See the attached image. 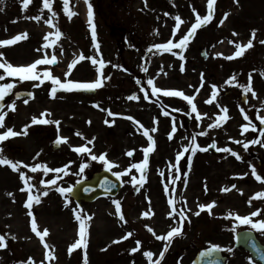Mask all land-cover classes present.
Returning a JSON list of instances; mask_svg holds the SVG:
<instances>
[{
    "label": "rangeland",
    "instance_id": "374dc122",
    "mask_svg": "<svg viewBox=\"0 0 264 264\" xmlns=\"http://www.w3.org/2000/svg\"><path fill=\"white\" fill-rule=\"evenodd\" d=\"M91 3L95 13L94 23L100 53L105 61L111 62L104 69L105 75L110 79L105 80L102 89L97 91L94 98L68 94L64 90L58 91L57 96L53 98L50 95L52 86L50 81L40 87L33 86L40 81H20L21 87L17 89L31 91L34 94V98L27 99V104L21 102V110L23 107L35 108L37 110L35 117H40L45 110L50 111L51 116L46 118L60 120L59 130L52 123L41 129L43 131L56 129L57 136L54 139H57L58 135L69 139L67 143H61L60 151L53 152L46 133L30 139L24 137L14 148L15 151H3V155L13 161L19 160L30 165L45 164L46 157L51 155L49 167L62 168L68 165V171L67 174L60 173L62 179L57 181V185L49 186L48 195L41 196V203H34L32 207V212L37 218L38 230L49 229L45 242L50 247L46 250L40 238L31 230V217L28 216V209L25 207L27 193L20 190L24 185L19 173L8 165H0V234L5 236L7 242V246L0 249V264H26L29 257H32L36 264H40L41 261L43 264H83L85 251L88 264H149L143 254L145 251H152L153 260L157 259L156 248L164 246L165 242L158 240L145 226H150L156 235H164L168 228L177 225V221L167 215L166 199L157 183L164 176L160 177V173L157 176L155 170L162 168V164H169V161L171 164L173 154L180 148L188 147L193 134L200 132L207 133L196 135V141L201 147L215 142L217 136H225L226 147L238 153L241 157L239 160H244L245 165L248 164L251 170L244 171L248 175L241 174L242 182L238 187L241 191L231 192L229 196H224V191L220 190L229 188L228 183L221 186V176H214L209 180L210 186L216 188L208 197H206L208 181L207 191L205 184L203 186L195 184L194 187H185L182 184L176 187L178 191L187 190L185 197L188 198L187 208L191 209L188 213L191 222L185 221V232L180 238L172 241L175 245L167 251V254H170L163 264L179 262L188 264L190 262L188 260L195 255L196 246L201 249L211 244L224 249L223 252L229 256V264H253L248 254L235 248L234 242L235 234L249 227L238 225L233 231L236 222L226 218V214L231 211L243 216L261 209L262 214L253 219H264V198L253 199L249 204V199L255 193L264 192V182L257 181L252 175V167H255L259 174H264V145L257 148L251 144L247 149L243 146L244 143L254 140L247 138L251 132H260L258 114L254 117L253 112L256 106H262L264 98H259L257 93L255 97L251 92L247 93L252 104L251 111H248L250 107L245 108L241 105L239 94L243 91L242 86L248 83L250 73L252 89L264 91V76L261 75L264 72V44L260 43L264 40V0H239L238 3L235 0H216L213 19L197 29L185 48H173L171 52L158 51L152 46L166 43L169 39H172L174 44L178 43L192 23H195L196 13L202 16L207 14V0H147V6L145 0H91ZM42 7V0H33L28 9L22 7V0H0V39H8L25 32L28 34L26 39L14 45L0 47V52H3L4 59L14 66H26L35 59L42 58L45 53L48 56L55 54L59 65L52 68L51 72L65 82L64 73L68 72L69 64L74 59L77 60L81 53L85 57L95 56L99 59L88 19H85L87 6L85 0H70V9L78 14L69 19L63 12V0H54L53 10L57 12V17L53 19V23L60 28L63 35L56 44L48 48H42L46 43L44 37L49 32L54 33L55 28L44 22L51 14L47 9L41 13ZM225 12H229L228 18L220 25L219 21ZM36 15H41L42 19L40 21L31 19ZM177 15L183 21L179 29H175L174 17ZM253 29L256 30L253 47L246 49L239 57L227 59L226 57L234 54L233 49L236 51L235 44L230 41L246 44L252 38ZM234 32L238 35L234 36ZM52 39L54 37H49V41ZM203 52L207 53V60L202 57ZM217 53L222 55L218 56ZM180 55L184 56V60L180 59ZM113 65H121L122 68ZM97 67L98 65H93L89 59L80 60L73 67L70 79L92 80ZM143 67H147V72L142 70ZM233 75L236 76V82L226 83ZM149 78L153 79L157 87L179 90L186 95L194 96L193 103L201 118L196 119V113L192 112L191 106L182 97H169L162 92L153 96L147 84ZM137 80L140 81L139 84ZM142 83L143 86L140 85ZM212 85H216L217 95L212 103H207L212 98ZM142 88L144 91H141ZM145 91L148 93L149 102L140 97ZM133 94L139 99H127ZM170 105L175 106V109H170L168 107ZM224 107L228 109L229 118L222 122L220 127L209 128V124H213L219 115H223L221 109ZM241 108L250 116L251 123L256 125L255 131L251 127L248 132L242 131L241 126L249 121L241 120L239 114ZM162 109L168 115L173 114L174 118L169 120L168 115L162 114ZM108 110L118 115L109 117ZM261 111H264V108ZM128 116L134 117V120L127 119ZM106 120L109 123L106 124ZM135 120L140 121L149 130L153 127L157 129L155 132L149 131L156 146L160 147L154 155V166L150 171L153 179L146 180L140 186L131 183L132 177L129 180L123 178L125 183L117 197L84 205L82 215L91 216V219L86 221L89 224L88 246L86 250L79 248L69 253L70 245L79 238V221L75 219L72 211L77 206L69 193L66 199L56 191V187L73 188L78 181L88 180L94 174L107 169L103 162L92 161L87 154L83 155V158L75 154L73 146L85 145L87 140L95 137L93 144L88 146L97 155L107 154V158L116 165L111 172H122L126 166L142 161L141 148L147 138L145 139L143 128H140ZM173 124L176 127L174 133ZM77 132L82 133L87 139L77 136L75 134ZM169 133H172L171 138ZM236 140L242 143L237 144L234 142ZM21 149L26 150L24 154H21ZM129 151H133L132 156L127 155ZM210 152L209 155L189 154L191 161L198 165L199 176L209 171L208 163L222 159L220 151L216 150L215 153L212 149ZM84 162H87L89 167L82 175H77L80 164ZM261 162L263 164L260 167ZM21 170L33 176L32 183L37 186L33 189L34 193L37 189H44V186L39 184L41 179H54L57 175L49 173L45 176L42 171L31 173L29 169ZM193 189H197V192H191ZM8 193L13 195L9 196ZM209 199L216 200L218 213L211 215L201 212L199 216L192 215L198 210V204H206ZM114 200L120 201L126 222L121 221L116 214ZM181 202L184 205V201ZM149 208L153 214L144 217L142 213ZM221 214L224 215L219 216ZM129 231L133 233L131 237L113 243ZM257 233L264 243V232ZM136 240H140L141 245L137 252L132 253L130 250L136 247ZM228 248L232 251H227ZM46 251L53 252L55 259H45Z\"/></svg>",
    "mask_w": 264,
    "mask_h": 264
},
{
    "label": "snow or ice",
    "instance_id": "6c2138e0",
    "mask_svg": "<svg viewBox=\"0 0 264 264\" xmlns=\"http://www.w3.org/2000/svg\"><path fill=\"white\" fill-rule=\"evenodd\" d=\"M33 2V0H22V7L24 9H28L29 5ZM236 3L239 2V0H235ZM42 4L43 7L41 9V13L43 12L44 9H47L48 12L51 14L50 18L46 19L44 22L52 27L55 28V32H49L45 37L44 40L46 41V43L42 46V48H48L50 45H54L57 43V41L62 37L63 33L61 32L60 28L53 23V19L57 17V12L53 10V4H54V0H42ZM85 4L87 6V17H88V25L89 28L91 30V37L92 40L94 42V47L96 49V52L99 56V59H97V57L95 56H91V57H85L82 53L79 57V60H84V59H89L91 61V63L93 65H98V67L96 68V71L98 73L97 78L92 81V82H77L71 79L66 80L65 82H62L61 79L57 76H54L52 74V72L50 70L45 69L42 74L37 72V66L38 65H49V64H53L57 62V57L55 54H53L51 56V58H48V55L45 53L43 58H39L36 59L34 62L28 64V65H21V66H14L12 63L8 62L6 59H4V53L0 52V69L3 70V74H0V81H4L6 77H18L20 81H40V83L38 84H34V87H40L45 81H50L51 82V89H50V95L51 97L55 98L57 96V92L60 90H64V91H74V90H94V89H98L100 87L103 86V82L106 79H110L109 76H106L104 74V69L106 68L107 64L111 63L110 61H105L103 59L102 53H100V44L98 42L97 39V30H96V24L94 23V12H93V6L91 3V0H85ZM216 4V0H207V14L206 15H200L199 13H196L195 16V23H192L191 27L188 29L187 33H185L178 41V43H173L172 39H169L166 43H160V44H155L152 47H154L155 49H157L158 51L162 50L165 52H171L173 48H185L189 41L194 37V35L196 34V31L198 28L207 25L214 16V5ZM145 6H147V0H145ZM194 12H196L195 9H193ZM63 12L65 13V15L71 19L73 16L77 15L78 13L71 10L70 9V0H63ZM165 15H167V13H165ZM229 13H224L223 18L219 21L220 25H223L225 20L228 18ZM31 19H34L36 21H40L42 19L41 15H36L34 17H31ZM176 24H175V29H179L180 25L183 23V21L181 20V17L179 15L174 17ZM158 34V32H157ZM175 34V32H174ZM27 33H22V34H17L11 38L8 39H0V47L3 46H10V45H14L17 42L26 39L27 38ZM233 35H238L237 33H233ZM49 37H54V39H52L51 41H49ZM256 37V30L253 29L252 30V38L248 40V42L246 44H241V43H237L235 41H230V43H234L235 47H236V51L234 52V54L232 56H228L226 57L227 59H233L235 57H239L241 55L244 54L245 50L248 48L253 47V40ZM261 44H264V40L260 41ZM37 51H41V49H37ZM149 51H151V49H149ZM61 52H63V49H61ZM216 55L220 56L222 55V53H217ZM180 59L184 60V56L180 55ZM78 63L77 60H73L69 66H68V72L65 73V76H69L71 73L72 68ZM113 67H117V68H122L121 65H113ZM125 71H127V69H124ZM143 71L147 72V67H143L142 68ZM183 64L181 65V71H183ZM262 76H264V72L261 73ZM252 77H251V73L249 74V81L246 85L242 86L243 88V92L245 94L251 92L252 96L255 97L256 96V92L252 89V83H251ZM236 82V76L233 75L226 83L228 84H233ZM140 81L137 80V84H139ZM147 84L149 86H151V93L153 96H156L159 93H163V95L165 96H169V97H182L185 101H187V103L191 106L192 112L196 113V119H200L201 118V114L197 111V107L195 105V103H193L194 100V96L192 95H186L185 93H183L182 91L179 90H168V89H162L160 87H157L153 81V79L149 78L147 80ZM15 83H0V101H2L4 99L5 96H7L9 93L12 92V90L15 88ZM239 86V85H237ZM212 98L209 99L207 101V103H212V101L216 98L217 95V87L216 85H212ZM141 91H144V89L142 88ZM17 96V98H19L21 95H24L22 93L17 92L15 94ZM26 95L28 97H32L34 98V94L32 92H28L26 93ZM145 99H148V93L145 91ZM127 99L129 100H136L139 99L138 96H136L135 94L130 95L127 97ZM24 103L27 104L28 100L25 99ZM262 106H264V102H262ZM96 107H99V105H96ZM4 105L0 104V129L2 128H6V130L4 131H0V142H3L7 139H9L10 137H16L19 135H28V128L30 127V125H25L23 127L22 130L17 131L14 130L13 127H7L5 124V118L7 116V112L3 111ZM8 108L10 110H15V102H13L12 104L8 105ZM241 112L244 115V119L246 121H249V123H245L243 124L242 127V131L243 132H248L249 128L251 127V129L253 131H255L256 129V125L252 124L251 121L249 120V116L247 113L244 112V109L241 108L240 109ZM223 115H219L218 119L213 123V124H209L208 127L209 128H213V127H220L222 122L226 121L229 117L227 115L228 109L227 107H224L221 109ZM118 115L116 113L111 112L110 110H108V116L112 117ZM165 115H168V113H165ZM207 115V114H204ZM51 116V112L48 110H45L44 112H42L40 114V117H33L31 123L32 124H55L57 126V129L59 130V126L61 124L60 120H51L48 119L46 117H50ZM127 119L129 120H134V117L128 116ZM257 119L260 121L261 124H264V116H257ZM89 123H91V121H89ZM105 123H109L108 120L105 121ZM135 123L137 125L140 126V128H143V135H145L148 139V141L150 142L149 145L147 147H145L143 149L144 152V157L143 160L141 162L138 163H132L128 168H126L123 172H113V175L116 176L118 179L121 176H124L128 173L131 172V169H136L138 172L141 173L139 180H137L136 176H132L131 179V183H133V185H137L139 184L140 186L143 185V183L146 181V175L144 174L146 172V169L148 168V164H149V156L148 154L150 152H152L154 150V145H155V141L153 139V137L151 135H149V131L151 132H155L157 131V129L155 127H153L151 130H149L148 128H145L140 121L135 120ZM176 131V127L175 124H173L172 127V133H174ZM172 133H169V137H172ZM77 136H80L81 138L87 139L85 137H83V134L80 132L75 133ZM206 132H200L198 134H193V136L191 137V143L188 147H186L184 149V151L178 152L175 158V163L171 164L169 167V176L171 178V183L170 185H165V192H169V188L171 187V192L172 193H176V183L177 181H179L181 179V168H180V160L181 158L184 156L185 152H187L189 150V148L191 149V152L193 154L196 153L197 150L200 151H208V148H216V143L213 142L212 144L208 145L207 147H201L200 144L197 143L196 141V135H206ZM260 136L264 137V130H262L260 132ZM68 137L65 136H59L57 137L56 143L60 144V143H67L68 142ZM231 139V138H230ZM95 140V137H93L91 140H87V143L85 145H81V146H73V151H75L76 153L80 154V155H85L87 154V156L90 157V159L92 161H101L103 162V164L106 166V168L111 171V169L116 166L114 164L113 161L109 160L107 158V154L106 153H101L99 155L95 154L92 151V148L89 147L88 145H92L93 142ZM235 143L239 144L242 143L239 140L234 141ZM255 143H264V141H260V140H252V141H248L247 143H244L243 146L247 149L249 144H255ZM218 151H223V152H228L231 155H233L234 157H236V159H241V157L239 156L238 153H236L235 151H233L231 148L225 147V148H217ZM39 155V154H37ZM128 156H132L133 155V151H129L127 152ZM190 161H191V157H189V165H190ZM0 165H8L12 168L13 171H17L19 173V178L20 180L23 182L24 187H22L20 190L24 191L27 193V199L25 202V207L28 209V216L31 217V230L32 232L35 233V235L37 237L40 238L41 242L43 243V247L47 250L49 249V244L45 242V237H47L49 235V229L48 228H44L42 231L38 230V223H37V218L36 216L33 214L32 212V207L33 204H39L41 203V196H47L48 195V191L47 188L49 186L52 185H57V181L62 179V177L59 175L60 173H65L67 174L68 171V165H65L62 168H52L49 167L47 164H41V163H36L35 165H30L27 163H24L22 161H13L7 157H5L3 155V151L2 149H0ZM89 167V164L87 162L81 163L79 166V171L77 173V175H82L85 171L86 168ZM21 168L24 169H29V171L31 173H37L39 171H42L43 174L46 176L49 173H56V177L54 179H48V180H44L41 179L39 181L40 185L44 186L43 190H39L37 189V191L34 193L33 189H36L37 186L36 184L32 183L33 181V176L28 175L26 172L22 171ZM173 170H175V175L172 174ZM161 176H164V173L161 172L160 173ZM186 173H185V177H186ZM243 175H248V173H244ZM252 175L255 177V179L257 181H261L264 182V174H259L257 172V170L255 169V167H252ZM79 183V181H78ZM183 183L185 185V187L187 186V179L185 178L183 180ZM236 185L233 184L231 185V188H222L221 191L227 192L230 191L231 189H235ZM89 189H85V191H88ZM137 190H139V188H137ZM238 191H241L239 189H237ZM56 191H58L61 195H64L67 199V194L70 193L72 191V188H65L63 186H57L56 187ZM205 191H207V185L205 184ZM9 196H12V193H8ZM257 198H264V192H257L255 193V195L249 199V204L252 203L253 199H257ZM68 203H70V201H68ZM68 203L65 204V206H68ZM113 203L115 204V209H116V214L119 215V219L121 221H125V216L121 211V204L119 200H114ZM179 201L176 199L175 195H173L171 198H169L168 200V204L171 206V210L167 213V215L172 218L174 221H177V225L175 227H171L170 230L164 234V235H156L155 231L148 225H146L145 227L148 228L149 232H152V234L154 236H156V238L158 240L161 241H165L164 246L162 251H160L159 253V257L155 260H153V256L154 253L152 251H145L143 254L144 256L147 258V260L149 261V264H161V261L163 260L166 252L168 251L169 246L171 245V242L173 240L174 237L178 236V235H182L183 234V226L185 221L187 222H191L190 217L188 215V213L191 212L190 208H187V201L186 199L184 200V206L183 207H177ZM216 206V201H212L209 202L207 204H198L197 208L198 210L194 213H192V215L195 216H199L201 214L202 211L207 210L209 212V214H212V209ZM74 215H75V219L77 221H79V238L70 245L68 251L69 253H71L74 249H79V248H83V249H87L88 246V228H89V224L86 223V221L91 219V216H83V209L76 207L72 209ZM151 214V209L149 208L148 211H145L142 213V215L144 217H149ZM262 214V210L261 209H257L253 212H251L248 215H239L238 213H233L231 211H229L226 214V218L228 219H233L236 224H234L233 226V231H235V227L238 225H245L248 226L250 230H256V231H261L264 232V219H253V217H258ZM133 235V233L131 231L127 232L126 235L122 236L119 238V240L113 241V243H119L120 240H125L128 239L129 237H131ZM244 236L248 235V232H245L243 234ZM15 238V237H13ZM237 239L239 240V236H237ZM141 245V241L140 240H136V247H133L130 251L132 253H135L139 250ZM7 246V242H6V238L4 235L0 234V249H3ZM254 248H256L255 242H253L252 245ZM224 249L221 248V246L213 244L211 245L209 248H207L206 250L202 251L200 253V256H211L213 253H217V252H221ZM227 251H232L231 248H228ZM256 251L260 254L261 258L264 259V252H261V250L259 248H256ZM45 259L47 260H54L55 256L53 254V252L51 251H46L45 253ZM251 259V257L249 258ZM26 264H36V262L33 260L32 257L28 258V261L26 262ZM40 264H43V261L40 262ZM83 264H88V258H87V253L85 251L84 254V258H83ZM210 264H220L219 260L210 262Z\"/></svg>",
    "mask_w": 264,
    "mask_h": 264
},
{
    "label": "flooded vegetation",
    "instance_id": "af4514ba",
    "mask_svg": "<svg viewBox=\"0 0 264 264\" xmlns=\"http://www.w3.org/2000/svg\"><path fill=\"white\" fill-rule=\"evenodd\" d=\"M0 74H3V70L0 69ZM2 83H15V88L12 90L11 93H9L7 96L4 97V99L0 102H2V104L4 105L3 111L7 112V116L5 118V124L7 127H13L14 130L20 131L23 129V127L25 125H30V127L28 128V135H19L16 137H10L9 139L0 142V148L2 149V151H15L14 148L16 147V145L20 144V141L22 138H26V139H30V138H34V136L37 137V135L46 133V138L49 141L50 144L53 143L54 137L57 136V132L55 131L56 129L53 130H46L43 131L41 130V126H38V124H32V118L35 115V111H37L35 108H24L21 110V102H23L22 100L16 99L15 98V93L17 92L18 87H21L20 82H18V80L16 78H10V77H6L4 81H0ZM255 92L257 93L258 97L264 98V91L255 88ZM244 92L240 91V97H242V94ZM142 100H145L144 95L141 94L140 95ZM36 101H38V99H36ZM248 101V99H247ZM13 102H15V110H10L8 108V105L12 104ZM242 102V99H241ZM173 108H175V106L171 105ZM236 106V105H235ZM245 106H248L245 105ZM264 108V106H257L256 110L254 112H256V114L263 116L264 115V111H261V109ZM261 111V112H260ZM61 112V110L59 111ZM255 114V113H254ZM46 129V128H45ZM64 128H62L63 131ZM6 130V128H2L0 129V131H4ZM64 134V132H63ZM248 139H254V140H260V141H264V137L260 136L259 132H252L249 136H247ZM224 139L225 136L220 135L216 137V148H211L214 150H217V148H225L226 144H224ZM212 142V140H210V143ZM27 144H31V143H27ZM26 144V145H27ZM257 148L262 147L264 145V143H255L254 144ZM160 149V148H159ZM27 150V147H26ZM26 150H22L21 149V154H24ZM61 150V149H60ZM30 153V152H29ZM35 153V152H34ZM209 154H211V152H207ZM215 153H217L215 151ZM222 159H219L215 162H211L208 163V168L209 171L205 173V175L199 176V168L198 165L195 163L194 169H193V174L191 175H187V180H189V185L191 187H194L195 184H199L201 185L204 181H208L209 184V194L208 196L212 195L213 189H215L216 187H212L210 186V182L209 180L214 177V176H221L220 178V184L223 186L225 184H229L230 186L235 184L238 185L240 184L242 181L240 180V177L242 176L241 174L244 173V171H247L248 169H250L249 165H245L244 160H239L236 159V157L229 155V153H220ZM225 156L229 157L228 159L225 158ZM83 158V157H82ZM65 159V158H62ZM46 163L48 165L49 162H51V155L47 156L45 159ZM263 164V162H261L259 164V166L261 167ZM50 165V164H49ZM213 167H216L217 169H213ZM54 168H58V166L54 167ZM161 171H163L165 173V181L168 183L171 179L169 176V165L168 164H162V168H160ZM212 170V172L210 173V171ZM157 171V170H155ZM136 170L133 169L131 170L130 173L126 174V177H129L132 174H135ZM147 176L148 180H151L152 177L150 174H146V172L144 173ZM173 175H175V171L172 173ZM198 187V186H197ZM191 192H197V189H193L191 190ZM207 196V197H208ZM209 201H211V199H209ZM208 202V200H207ZM216 213H218V211H216ZM169 247H174V244H171ZM156 256L159 255L160 251H162V246H159L156 248ZM170 254V253H169ZM168 254V256H169ZM191 257V256H190Z\"/></svg>",
    "mask_w": 264,
    "mask_h": 264
},
{
    "label": "water",
    "instance_id": "95a60500",
    "mask_svg": "<svg viewBox=\"0 0 264 264\" xmlns=\"http://www.w3.org/2000/svg\"><path fill=\"white\" fill-rule=\"evenodd\" d=\"M58 147L55 146L54 149ZM89 189L85 191V189ZM120 188L118 180L113 177L108 172H103L94 177L92 181L83 182L79 184L76 188L71 191V195L74 197L77 203L82 201L93 202L99 197L106 195H115ZM244 233L239 234V240L237 239V245L244 248L252 254L254 260L264 264V259L261 258L260 254L256 251V248H259L261 252H264V247H262L254 238L253 234L248 233L247 236L243 235ZM253 242H255L256 248H254ZM219 260L222 262V259L217 258V255L214 253L211 256H200L194 264H209L210 262Z\"/></svg>",
    "mask_w": 264,
    "mask_h": 264
}]
</instances>
